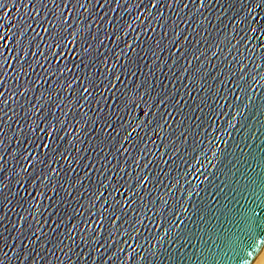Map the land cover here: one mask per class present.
Returning <instances> with one entry per match:
<instances>
[{"label": "water", "instance_id": "obj_1", "mask_svg": "<svg viewBox=\"0 0 264 264\" xmlns=\"http://www.w3.org/2000/svg\"><path fill=\"white\" fill-rule=\"evenodd\" d=\"M263 242L264 0H0V264Z\"/></svg>", "mask_w": 264, "mask_h": 264}, {"label": "bare ground", "instance_id": "obj_2", "mask_svg": "<svg viewBox=\"0 0 264 264\" xmlns=\"http://www.w3.org/2000/svg\"><path fill=\"white\" fill-rule=\"evenodd\" d=\"M251 264H264V242Z\"/></svg>", "mask_w": 264, "mask_h": 264}]
</instances>
